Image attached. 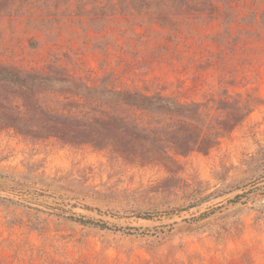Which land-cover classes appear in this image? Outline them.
<instances>
[{
    "label": "rangeland",
    "instance_id": "obj_1",
    "mask_svg": "<svg viewBox=\"0 0 264 264\" xmlns=\"http://www.w3.org/2000/svg\"><path fill=\"white\" fill-rule=\"evenodd\" d=\"M0 65L119 129L0 125V264H264V0H0Z\"/></svg>",
    "mask_w": 264,
    "mask_h": 264
},
{
    "label": "trees",
    "instance_id": "obj_2",
    "mask_svg": "<svg viewBox=\"0 0 264 264\" xmlns=\"http://www.w3.org/2000/svg\"><path fill=\"white\" fill-rule=\"evenodd\" d=\"M28 72L12 67L0 65V125L13 128L21 133H33L35 135H54L64 139H88L95 138L101 143L105 135L119 131L116 120L103 119L96 116L89 120H81L68 116L57 115L48 112L37 100V94L43 87L53 89L72 90L74 82L63 76ZM82 97V94L75 93ZM158 103L164 108L179 111L178 105L168 99L159 98ZM180 108V107H179ZM83 225H95L90 221L74 219ZM103 228V226L100 225Z\"/></svg>",
    "mask_w": 264,
    "mask_h": 264
}]
</instances>
